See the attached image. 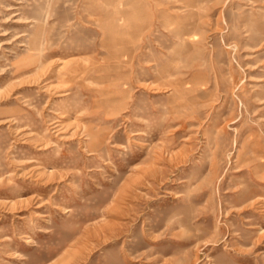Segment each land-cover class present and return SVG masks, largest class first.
Listing matches in <instances>:
<instances>
[{
  "label": "rangeland",
  "instance_id": "1",
  "mask_svg": "<svg viewBox=\"0 0 264 264\" xmlns=\"http://www.w3.org/2000/svg\"><path fill=\"white\" fill-rule=\"evenodd\" d=\"M192 3L0 0V73L37 27L26 8L49 66L0 78V264H264V0ZM161 62L205 100L165 112Z\"/></svg>",
  "mask_w": 264,
  "mask_h": 264
},
{
  "label": "bare ground",
  "instance_id": "2",
  "mask_svg": "<svg viewBox=\"0 0 264 264\" xmlns=\"http://www.w3.org/2000/svg\"><path fill=\"white\" fill-rule=\"evenodd\" d=\"M39 1V0H37ZM113 0H111L112 2ZM115 2H121L122 0H114ZM126 2V4L123 5H119L117 4L114 9L113 12L119 16V17H124V13H126V11H129L130 9H135L136 8V0H124ZM183 1V5L185 7H190L193 6L192 0H182ZM109 4V2L107 1L106 5L104 7H109L107 6ZM37 7H40V5H38ZM191 13V12H190ZM45 14L46 12L42 10V8H38L37 11L32 10L30 8H26L25 10H20L19 12V18L23 19V20H27L28 22L30 20L28 19H33L35 20V25L37 26L35 31L28 35L26 33H18V35H15L14 37V41H19L20 44L19 45H24L25 49L23 50V52H15V54L13 55V57L11 59H8L7 55H6V60L7 61V67L6 66H2L1 70H4L0 73V78H5L7 80H11L13 78H15L18 74H21L25 71H34L37 74V77L42 75L43 73H46L49 69V66H45V60L44 58L48 55L46 52V46H45V42L43 41V23L45 21ZM105 14V13H104ZM172 16V15H171ZM173 17H175L173 15ZM190 17V16H188ZM26 21V22H27ZM98 21H100L98 23V26H100L101 30H102V36H103V44H105V38L106 33L108 32L107 30H105V25H106V19L104 18H98ZM113 27V24H112ZM183 27L179 26L177 28H172V34H174L175 36H177V42H175L176 44L181 45L183 48H186V46L188 45L185 40L187 41L186 38H184V32L181 30ZM119 31V30H118ZM186 32V31H185ZM26 35L28 37H26ZM108 38V37H107ZM174 39H171V43H174ZM45 51V52H44ZM172 52V51H171ZM173 53V52H172ZM173 55V54H172ZM59 58V57H58ZM103 58V57H101ZM93 60V59H92ZM95 61V60H94ZM68 64H74V65H68ZM172 62H167V63H159L157 66V74H158V79H160L162 82V84L158 85L156 87V90L158 92H160L162 90V87H169V95H168V103H170V106H167L166 111L165 112H169L176 104L178 101H183L186 100V98H189V100L191 99V103H195L196 101H198L199 98H201V100H205L203 99L204 96L207 95V93L209 91L206 90V88L204 87V84H198L196 86H192V87H181L180 83L182 82L181 79L177 78L175 76L174 73H172ZM109 69V65L104 63V62H92V63H83V64H76L72 61H68V62H63L62 63V69L61 71L63 72V75L67 74L69 77L71 78H75L77 77L79 74H83V75H95V76H100L102 72H105ZM61 71L58 69L57 70V74L60 76H63L61 74ZM156 71V70H155ZM199 73V72H198ZM194 72H191V75H193ZM65 77H68V76ZM182 76V75H181ZM79 77V76H78ZM89 77V76H88ZM156 77V76H155ZM193 77V76H192ZM81 79V78H80ZM83 80V79H82ZM68 81V80H67ZM156 83V82H154ZM149 84V83H148ZM157 84V83H156ZM218 84V80L214 78V86L216 87ZM43 88H50L51 83H46L43 84ZM154 86V84H152ZM155 87V86H154ZM53 88V87H52ZM153 88V87H152ZM151 88V89H152ZM8 90V89H7ZM155 90V92H156ZM9 91H11V88H9L8 90V94ZM47 91V90H46ZM154 91V90H153ZM152 91V92H153ZM190 91L189 93V97L185 96V94H187V92ZM49 92V91H48ZM5 93V92H4ZM3 94V93H2ZM6 95V94H4ZM8 96V95H7ZM4 97V96H3ZM5 99V98H4ZM3 99V100H4ZM8 99V98H7ZM179 99H183V100H179ZM184 102V101H183ZM164 108V107H163ZM213 108V107H212ZM199 110V109H198ZM203 110V109H202ZM178 112V111H177ZM167 115V114H166ZM175 115V114H174ZM161 117V116H160ZM8 118L10 120H15L16 117L14 115H9ZM203 120V119H202ZM164 121V120H163ZM55 124V122L51 123L50 126H47L45 130L48 131H52L53 128H55L57 125H53ZM201 127V126H200ZM204 129V128H203ZM11 130V129H10ZM14 132V131H13ZM51 133V132H50ZM88 135L90 136V133H88ZM92 138V137H89ZM100 140V137L95 136L93 138V141H90L91 143H97ZM83 147V149H87V150H95V146L90 145L89 143H83L81 145ZM44 147V146H43ZM31 160V158H30ZM33 160V159H32ZM33 167V166H32ZM31 167V168H32ZM41 167V166H40ZM39 167V168H40ZM43 167V166H42ZM38 168V167H36ZM29 169V167H28ZM35 169V167H34ZM51 170V169H50ZM22 171V170H21ZM29 171V170H28ZM42 173H48L49 175L51 174V172H44V170H40ZM40 172V173H41ZM147 172V170H146ZM41 173V174H42ZM59 173V172H58ZM23 174V173H22ZM29 174V173H28ZM37 174V172L35 173ZM40 174V175H41ZM44 174V175H45ZM39 175V176H40ZM24 176V175H23ZM37 176V175H36ZM35 176V177H36ZM42 176V175H41ZM46 176V175H45ZM139 176V175H138ZM34 177V178H35ZM43 177V176H42ZM140 177V176H139ZM139 179V178H138ZM226 186V185H225ZM252 200H258V199H252ZM26 200H24L25 203ZM12 203V202H11ZM20 203V202H19ZM115 203V202H114ZM3 204V203H2ZM5 205V204H4ZM10 205V204H8ZM13 205V203H12ZM3 206V205H2ZM1 206V207H2ZM7 206V205H6ZM262 206V205H261ZM262 210V209H261ZM35 214V213H34ZM262 214V213H261ZM253 226V225H252ZM260 231V230H259ZM25 235V234H24ZM256 235V234H255ZM258 235V234H257ZM3 238V237H2ZM254 240V238H253ZM257 240V239H255ZM264 240V239H263ZM260 240H258L259 242ZM245 254V253H244Z\"/></svg>",
  "mask_w": 264,
  "mask_h": 264
}]
</instances>
